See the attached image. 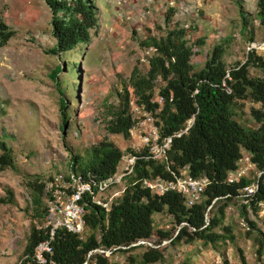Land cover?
<instances>
[{
  "label": "trees",
  "instance_id": "1",
  "mask_svg": "<svg viewBox=\"0 0 264 264\" xmlns=\"http://www.w3.org/2000/svg\"><path fill=\"white\" fill-rule=\"evenodd\" d=\"M44 1L52 14L50 26L55 39L48 53L63 57L67 52L86 47L98 35L99 8L95 0ZM173 13L174 9L168 7L160 36H149L142 42V45L152 47L154 53L148 60L149 68L145 74L136 69L132 72L130 87L136 106L154 117L162 137L184 129L187 121L195 116L193 125L187 133L173 139L166 161L146 158V147L133 151L140 158L134 172L124 178L123 192L112 203L111 209L106 211L89 199L83 237L59 228L53 241L52 262L47 264H168L165 254L168 245L200 242L202 246L217 249L221 241L235 240L232 227L225 220L227 209L240 200V214L247 222L248 235L257 246V259L264 264V231L248 215L250 209L256 215L264 212V173L258 176L259 171L264 172V54L247 53L244 63L238 62L228 68L224 45L219 44L205 63L197 66L193 62L195 47L204 43V39L192 42L189 28L183 27V22L173 23ZM241 16L244 30L252 20H258L264 28V0H256L255 14L242 9ZM15 34L14 28L0 13V48ZM253 40L251 37L250 41ZM72 64L67 62L71 72L75 69ZM63 66L59 64L51 72L61 93L62 129L69 121L67 111L70 107L65 94L66 81L58 78ZM252 68L261 70L262 74L252 75ZM228 69H231L232 77L229 81L231 94L221 87ZM158 80L162 82L158 88V97H163L161 104L155 99ZM128 89L123 90L117 105L107 104L108 132L122 134L125 139L131 138L133 128L142 119V115L133 112ZM248 99L259 106L251 107L255 125L247 126L237 118L236 107ZM0 151V170H5L13 165L14 157L11 146L4 139H0ZM124 155L118 145L104 137L87 149L85 156H74L69 168L105 179L117 172ZM243 156L250 158L257 174L254 177L248 174L229 183L230 172L238 168ZM182 172L209 180L201 200L192 206L176 191L159 194L143 184L146 179H171L173 173ZM256 181L259 189L246 202L241 196L242 190ZM33 187L34 216L45 224L44 183L36 182ZM3 199L1 201H5ZM161 213L171 217V229L156 228L155 215ZM46 237L47 229L32 223L19 264H38L32 259L33 253ZM107 251L111 253L108 255ZM238 251L241 264H249L244 250L239 248ZM117 254H122L124 260L114 259ZM183 264L193 263L186 258ZM223 264H231L227 256H224Z\"/></svg>",
  "mask_w": 264,
  "mask_h": 264
},
{
  "label": "rangeland",
  "instance_id": "2",
  "mask_svg": "<svg viewBox=\"0 0 264 264\" xmlns=\"http://www.w3.org/2000/svg\"><path fill=\"white\" fill-rule=\"evenodd\" d=\"M95 1L99 8L98 35L86 47L59 57L47 52L55 39L50 26L52 14L44 0H0V13L16 31L0 48V139L11 146L14 157L12 166L0 170V264H19L32 223L44 226L34 216L36 182L42 184L55 173L68 170L74 156H85L86 150L104 137L125 154L144 147L139 129L131 133L130 139L108 132L107 104L117 105L123 90L129 88L132 108L136 105L130 77L135 69L145 74L154 53L142 42L163 33L165 14L174 0ZM188 8L178 20L190 24L192 42L204 39L195 47L193 62L197 66H202L219 44L224 45L228 68L244 63L251 37L264 38V28L258 20H252L246 30L243 28L241 11L255 14L256 0H198ZM172 19L173 23L179 22ZM67 62L73 63L72 72ZM59 64H64V69L58 78L66 81L65 94L70 102L69 121L63 129L61 93L51 76ZM251 74L262 73L252 68ZM161 84L160 80L156 82L155 99ZM252 106L259 104L248 99L236 107L237 118L247 126L255 125ZM256 174L255 169L249 171L251 177ZM43 197L42 208L46 204ZM241 205V200L236 201L227 209L225 223L232 227L234 241H221L217 249L200 242L168 245L167 263L183 264L189 258L193 264H223L227 256L231 264H241V248L249 264H260L257 246L240 214ZM248 213L264 229V212L256 215L250 209ZM155 223L156 228L173 226L165 213L155 215ZM123 257L117 254L114 259L124 260Z\"/></svg>",
  "mask_w": 264,
  "mask_h": 264
},
{
  "label": "built area",
  "instance_id": "3",
  "mask_svg": "<svg viewBox=\"0 0 264 264\" xmlns=\"http://www.w3.org/2000/svg\"><path fill=\"white\" fill-rule=\"evenodd\" d=\"M126 1V0H124ZM198 0H174L170 2V8L174 9L173 17L179 21L182 14L189 11V4ZM180 22V21H179ZM183 27L189 28V23H184ZM153 49V48H152ZM154 50V49H153ZM256 52L264 54V38L262 40H253L247 45V53ZM231 69H228L221 83L223 90L231 94L232 87ZM198 90L195 91V94ZM157 101L161 104L163 97L159 96ZM133 112L136 115H142L132 133L139 129L142 133L144 147L147 148L146 158H152L159 161L168 159V151L174 138L181 137L187 133L195 121V116L191 117L185 128L171 136L162 137L160 127L155 123L154 117L144 109L134 106ZM140 158L137 154L128 153L122 157L117 172L105 179L96 178L91 172L81 174L69 168L66 171H60L50 176L44 182V198L46 205V222L44 227L47 229V237L40 241L33 253L32 259L38 264H47L52 262L53 241L59 228H65L67 231L83 237L86 228V206L88 200L104 210L109 211L112 203L123 192V180L131 175L136 167L137 160ZM254 168L248 156H243L239 160V166L236 170L230 172L228 182L234 183L239 178L249 174ZM258 172V176L262 175ZM146 188L152 192L164 194L169 191H176L186 197L187 204L192 206L199 202L202 194L209 184L205 177H193L185 172L180 174L173 173V178L164 179H146L143 181ZM117 188V189H114ZM259 189V183L253 182L245 186L242 190V197L247 202ZM208 222V219H207ZM264 231V229H263ZM140 243H148L141 241ZM166 243V242H165ZM111 252L107 251L109 255Z\"/></svg>",
  "mask_w": 264,
  "mask_h": 264
}]
</instances>
